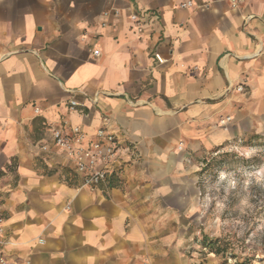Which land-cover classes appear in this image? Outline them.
Masks as SVG:
<instances>
[{
	"label": "crops",
	"instance_id": "crops-1",
	"mask_svg": "<svg viewBox=\"0 0 264 264\" xmlns=\"http://www.w3.org/2000/svg\"><path fill=\"white\" fill-rule=\"evenodd\" d=\"M73 127L115 136L95 190L52 144L51 128ZM252 131L264 133V0H0L7 264H197L178 224L198 213V159Z\"/></svg>",
	"mask_w": 264,
	"mask_h": 264
},
{
	"label": "rangeland",
	"instance_id": "rangeland-1",
	"mask_svg": "<svg viewBox=\"0 0 264 264\" xmlns=\"http://www.w3.org/2000/svg\"><path fill=\"white\" fill-rule=\"evenodd\" d=\"M197 216L178 224L197 264H264V133L252 131L198 159Z\"/></svg>",
	"mask_w": 264,
	"mask_h": 264
},
{
	"label": "built area",
	"instance_id": "built-area-1",
	"mask_svg": "<svg viewBox=\"0 0 264 264\" xmlns=\"http://www.w3.org/2000/svg\"><path fill=\"white\" fill-rule=\"evenodd\" d=\"M244 0H228L231 7H236ZM188 1L185 4H181L182 7L189 5ZM114 17L119 16L118 10H114ZM131 27L137 36H140L144 31V22L141 17L132 13L129 16ZM104 25V24H103ZM94 56L99 55L98 50L92 51ZM157 60L160 58L155 55ZM235 90L242 92L244 90L243 85H237ZM79 103L75 100L69 101L71 109L78 106ZM230 117L226 116L218 121L220 127H224ZM50 134L52 137V144L57 149L61 150L66 159L71 162L75 168L77 175L80 177L81 186L90 190H95L107 179L108 170L111 165L117 159L118 146L115 136L106 129L99 127L93 132V139H89L88 135L78 127H73L70 133L63 134L58 128H51ZM43 151H48L47 146H42ZM3 219L0 218V243L3 235ZM0 264H7L5 257L0 251ZM205 264H218L214 262H208Z\"/></svg>",
	"mask_w": 264,
	"mask_h": 264
}]
</instances>
